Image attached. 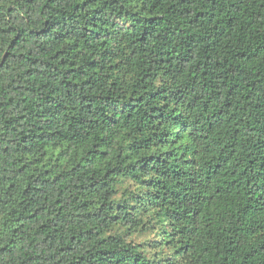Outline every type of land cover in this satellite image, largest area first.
<instances>
[{
  "label": "trees",
  "instance_id": "obj_1",
  "mask_svg": "<svg viewBox=\"0 0 264 264\" xmlns=\"http://www.w3.org/2000/svg\"><path fill=\"white\" fill-rule=\"evenodd\" d=\"M0 264H264V0H0Z\"/></svg>",
  "mask_w": 264,
  "mask_h": 264
}]
</instances>
